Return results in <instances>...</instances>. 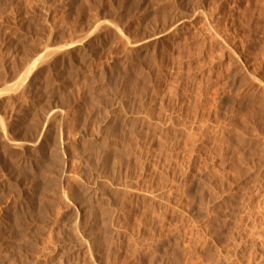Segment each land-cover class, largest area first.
Wrapping results in <instances>:
<instances>
[{
    "label": "rangeland",
    "instance_id": "374dc122",
    "mask_svg": "<svg viewBox=\"0 0 264 264\" xmlns=\"http://www.w3.org/2000/svg\"><path fill=\"white\" fill-rule=\"evenodd\" d=\"M0 264H264V0H0Z\"/></svg>",
    "mask_w": 264,
    "mask_h": 264
},
{
    "label": "bare ground",
    "instance_id": "6f19581e",
    "mask_svg": "<svg viewBox=\"0 0 264 264\" xmlns=\"http://www.w3.org/2000/svg\"><path fill=\"white\" fill-rule=\"evenodd\" d=\"M34 64H35V63H34ZM38 142H39V141H38ZM39 143H40V142H39ZM37 144H38V143H37ZM36 146H37V145L34 143V144L32 145L33 149L36 148ZM41 146H42V145H41ZM37 147H38V146H37ZM38 148H39V147H38ZM36 149H37V148H36ZM36 149H35V150H36Z\"/></svg>",
    "mask_w": 264,
    "mask_h": 264
}]
</instances>
